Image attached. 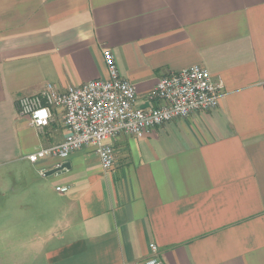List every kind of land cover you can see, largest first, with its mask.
Masks as SVG:
<instances>
[{"label":"crops","instance_id":"obj_1","mask_svg":"<svg viewBox=\"0 0 264 264\" xmlns=\"http://www.w3.org/2000/svg\"><path fill=\"white\" fill-rule=\"evenodd\" d=\"M105 49L139 107L195 64L218 106L107 140L110 169L87 146L48 174L28 156L63 139L60 110L38 129L16 100L105 78ZM152 243L163 264H264V0H0V264H127Z\"/></svg>","mask_w":264,"mask_h":264},{"label":"built area","instance_id":"obj_2","mask_svg":"<svg viewBox=\"0 0 264 264\" xmlns=\"http://www.w3.org/2000/svg\"><path fill=\"white\" fill-rule=\"evenodd\" d=\"M102 56L105 78L70 86L64 92L46 83L38 93L17 98L18 114L38 129L49 123L52 109L61 113L63 139L37 148L28 156L31 162L53 157L57 159L55 168H59L73 151L92 146L101 167L110 169L115 156L107 140L119 134L138 138L166 122L212 110L223 93L221 81L213 79L206 67L195 64L162 76L148 93L154 105L141 108L135 87L120 76L112 52L105 49ZM55 190L65 193L68 186L56 185ZM149 248V256L127 264H163L157 246L152 243Z\"/></svg>","mask_w":264,"mask_h":264},{"label":"water","instance_id":"obj_3","mask_svg":"<svg viewBox=\"0 0 264 264\" xmlns=\"http://www.w3.org/2000/svg\"><path fill=\"white\" fill-rule=\"evenodd\" d=\"M63 166H67V164H63ZM63 166L51 170L50 172H48V174L57 173V172L61 171Z\"/></svg>","mask_w":264,"mask_h":264}]
</instances>
